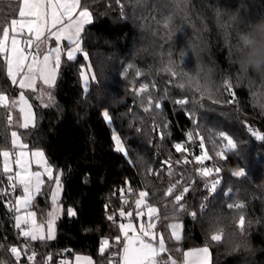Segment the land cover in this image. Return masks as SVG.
<instances>
[{"label":"trees","instance_id":"1","mask_svg":"<svg viewBox=\"0 0 264 264\" xmlns=\"http://www.w3.org/2000/svg\"><path fill=\"white\" fill-rule=\"evenodd\" d=\"M87 2L94 19L85 26L82 46L90 57L96 80L90 79L85 93L80 72L89 62L84 61L81 54L75 61L64 59L56 84L49 92L51 103L25 92L34 110V127L23 129L8 123L18 89L9 80L6 64L0 57V93L10 101L8 108L0 107V150L11 149L10 132L17 131L29 150H43L55 174L62 170L63 185L60 199L63 213L57 220L54 240L25 241L14 229V213L8 211L6 204L7 201L14 204L18 193L0 196V244L5 245V249L0 250V259H10L9 246L27 243L29 253H36L37 264H58L63 257L70 258L75 253L89 255L98 264H108L109 257L121 250L120 243L113 246L115 234H111L112 245L103 254L99 253L101 240L117 227L107 217H119L121 196H124L128 201L123 205L124 210L133 211V220L137 222L131 198L146 190L148 203L159 210L154 231L164 237L174 259L180 260L186 249L208 246L211 264H264V140L248 130L251 128L264 136V110L258 100L264 93H260L264 85L255 84L250 77V66L259 67L264 61L261 40L264 0H193L190 14L184 18L182 13L176 15L172 25L166 22L167 18L179 12L172 0ZM122 5L126 13L123 16ZM16 11L18 0H0V34L3 24L9 22ZM206 25L212 26V31L205 35H209L213 45V59L219 66L222 81L209 93L213 98L205 92L207 84L191 52H181L186 50V42ZM217 28L221 29L223 37H217ZM170 33L171 39L168 38ZM130 63L144 74L137 77L135 70H129L125 78L123 73ZM88 75L91 77V73ZM130 81H135L136 87L141 83L149 84L153 97L166 94L163 117H155L157 123L162 119L168 121L163 140L152 132L153 117L139 107L140 98L131 91ZM226 83H230L235 96L225 90ZM251 90L256 91L255 101ZM177 99L188 103L181 107L174 103ZM105 108L113 117L112 125H106L101 117ZM129 109L143 117L142 132L135 131L141 121L134 120ZM186 112L196 118L199 128ZM130 122L133 128L128 127ZM209 131L224 132L237 144L236 149L225 150L226 160L215 153L227 142L217 136L210 139ZM113 132L121 136L129 157L115 151ZM188 132H199L205 137L204 151L211 159L204 165L193 159V153L199 155L201 150L198 138L195 146L187 140ZM175 142L188 147L185 155L191 163H183L182 155L173 147ZM2 165L0 157V180L4 181L0 189H5L8 185ZM213 165L222 168L219 176L222 182L215 193H209L205 183L210 179L200 177L197 169ZM241 168L245 176L234 177L232 173ZM150 169L155 174L149 172ZM176 181L179 182L177 189L172 195H166L168 187ZM184 187L189 189L180 202L185 211L177 213L179 205L174 204V198ZM46 192L44 189L42 196H38V205H44ZM201 204H206L203 212ZM229 204L244 207L229 208ZM69 207L76 211L75 217H68ZM192 212L196 213L195 218L190 215ZM240 214L245 217L244 234L237 226ZM173 221L182 222L180 241L171 238L168 225ZM220 228L223 229L221 241H212L211 234ZM247 245L249 249L243 250L242 246ZM233 247H241V251L233 253Z\"/></svg>","mask_w":264,"mask_h":264},{"label":"snow or ice","instance_id":"2","mask_svg":"<svg viewBox=\"0 0 264 264\" xmlns=\"http://www.w3.org/2000/svg\"><path fill=\"white\" fill-rule=\"evenodd\" d=\"M119 2V0H118ZM125 6H121V14L126 15L124 11ZM94 15L90 10V6L87 0H18V11L15 16L6 24L2 26V34H0V57H3L7 66V76L11 79L13 84H17L20 89H28L33 92L37 91V81H42L43 85L52 88L56 84L57 75L61 67V56L66 55L68 61H75L78 54L83 56L84 61L89 62L90 57L82 46V34L85 31V26L93 23ZM47 35V38L54 39L56 46L48 49L47 53L43 55L42 60L39 56V46L37 45L35 53L30 50L33 48L34 43L41 42L42 38ZM67 41V48L63 47L62 42ZM129 70H135L136 76L139 77L144 73L135 68L133 64H128L124 70L123 75L127 77ZM88 73H91L89 77ZM83 80V91L88 92L90 79L95 81V72L92 68V64L89 62L86 65V69H82L80 72ZM19 79L17 80V78ZM131 85V91L136 97H139V107L143 113L150 114L153 117L152 132L160 139L165 138V129L168 128V121L162 119L157 123L155 117L157 115L163 117V102L167 98L166 94L153 97L150 91V86L147 83H141L139 87L135 86V81L129 82ZM169 83L174 87L171 79ZM154 87V85H153ZM232 86L230 83L225 84V90L229 91V94L235 96V92L231 91ZM49 99L51 94L49 93ZM175 104L181 107L187 105L188 101L185 99H177ZM19 105V112L21 113L22 122L19 124L20 128L28 129L30 126H35V117L32 111V105L28 102V99L21 91L19 98L16 101H12V105ZM0 107L8 108V97L0 93ZM47 107V105H45ZM134 120H140L141 126L136 127L137 133L142 132L143 129V117L138 112L132 111ZM126 115V114H125ZM186 116L191 118L192 123L196 124L199 128L196 118L190 112H186ZM102 119L106 122V125H112L113 117L108 109H103L101 112ZM8 123H12L11 115L8 116ZM129 128H133L132 122L128 125ZM258 139L264 140V136L259 135L251 128L248 129ZM209 138L217 136L220 141H226L216 151V156L222 160H226L225 150L236 149L237 144L233 139L224 132L212 133L208 132ZM11 144L14 152L9 150H0V157L3 158L2 174L6 177L8 188L0 189V196H9L11 193H15L17 188L20 189V194L15 196V203L7 201V208L10 213H14V227L18 230L19 236L23 237L25 241H44L54 240L56 238L55 225L57 220L61 218V205L59 204L58 197L63 191V185L61 181L62 170L57 172L54 176V167L50 165L45 157L43 150L28 151V145L23 143L17 131L11 132ZM197 138L199 140L198 147L201 150L199 155L193 153L194 161L199 165H204L205 161L211 159L205 150V137L200 135L199 132H188L187 140L191 142L193 146L197 144ZM112 139L115 142V151L121 153L125 157H129V151L125 147L124 141L121 136L113 132ZM214 148L216 147L215 141H213ZM175 151L180 153L183 157V163L189 164L191 161L185 153L189 152L188 147L182 142H175L173 145ZM15 157L14 162L17 170L13 172L12 159ZM129 163L132 161L129 159ZM165 163H170L166 161ZM180 163V161H177ZM35 164L38 170H31V165ZM149 172L154 171L150 169ZM200 177L211 178L205 183V188L209 193H215L218 186L221 184L219 178L222 168L218 166H202L197 169ZM171 174V170L169 171ZM215 174V175H214ZM234 177H244L245 170L241 168L240 171H234L232 173ZM44 177H47L49 181H54V187L51 191V202L53 205V211L48 213V219L45 223H37L36 214L29 209L32 207L35 197L41 193L44 185ZM0 180V183H3ZM10 189V191H9ZM124 189H121L123 191ZM175 190L174 185L168 187L166 195H172ZM188 187H184L183 191L176 195L174 201L176 205H179L178 212L185 211V206L180 203L183 199L184 193L188 192ZM131 193V189H128ZM228 193H225L227 195ZM149 192L140 191L138 198L135 200V218L140 221L138 227L133 222V211H125L123 205L128 201L124 196H121L122 206L118 212V215L122 222L119 223V231L121 235L116 236L114 239L117 243H121L123 240L122 250L118 253H114L109 257V264H176L175 259L166 247L165 239L160 236L157 239V234L154 231L155 223L153 219H159V210L156 206L148 203ZM107 207V206H106ZM229 208L241 209L243 204H229ZM206 209V204H201V212ZM68 217L72 218L77 215L76 211L69 207L67 209ZM190 215L195 218L196 213L192 212ZM147 217V223L143 221V217ZM108 220L113 221L115 218L113 215L107 217ZM127 221V222H123ZM237 226L242 234L245 231V217L243 214L239 215ZM46 227V233H45ZM171 238L179 241L182 238L183 225L181 223H174L170 225ZM223 236V229L220 228L214 231L210 239L215 242L221 241ZM156 241V243H153ZM110 247L107 239L102 241L100 247V253L103 254ZM5 249L4 244H0V250ZM7 253L10 259H0V264H24L26 260L28 264H34L36 253L33 251L29 255V245L27 243L17 246L12 245L7 248ZM167 255L164 259L163 256ZM192 251L184 253L185 264H189L188 258L193 256ZM195 255L198 257L200 264H210V249L208 246H204L195 250ZM118 257V258H117ZM76 264H81V257L77 256ZM49 262L51 257L48 258ZM59 264H69V261L64 259ZM85 264H93L91 259H86Z\"/></svg>","mask_w":264,"mask_h":264},{"label":"clouds","instance_id":"3","mask_svg":"<svg viewBox=\"0 0 264 264\" xmlns=\"http://www.w3.org/2000/svg\"><path fill=\"white\" fill-rule=\"evenodd\" d=\"M147 3V0H145ZM179 9L178 13L170 14L167 18V23L169 25L174 24L176 15L183 14L182 18L187 17L190 12V7L193 4V0H172ZM212 31V26L206 25L202 32L198 31L197 34L188 41V48L191 52V58L195 60L198 64L200 73H202V79L205 80L209 92L215 91L217 86L222 83L220 80L219 66L213 59V45L209 39V35L206 33ZM217 37H223L221 29L217 28ZM172 33L169 34L168 38L171 39ZM261 40L264 42V31L261 32ZM171 70V69H170ZM250 77L251 80L257 85H264V61L261 62L259 67L250 66ZM229 82H231V77H228ZM240 86V85H237ZM247 86V85H245ZM248 87V86H247ZM249 88V87H248ZM253 100H257L256 91L251 90ZM259 107L264 110V93L261 94ZM243 250L247 251L249 245L242 246ZM241 247H233L231 252H239Z\"/></svg>","mask_w":264,"mask_h":264},{"label":"rangeland","instance_id":"4","mask_svg":"<svg viewBox=\"0 0 264 264\" xmlns=\"http://www.w3.org/2000/svg\"><path fill=\"white\" fill-rule=\"evenodd\" d=\"M184 42H185V40H184ZM186 44H187V48H186V50H184V51H181V52H187V51H190L189 50V48H188V43L186 42ZM184 45H185V43H184ZM201 85L202 86H204L203 85V83H201ZM205 87V86H204ZM205 92H208V94L209 93H211V92H209V90H205ZM262 92H264V87H261V89H260V93H262ZM210 95V94H209ZM210 98H213V94H211L210 95ZM48 103H51V101H49ZM10 104V103H9ZM12 110H14V106L12 105ZM11 110V114H12V111ZM12 126H15V124H11ZM12 132V131H11ZM11 132H10V135H11ZM12 139V138H11ZM11 143V142H10ZM11 145V149L9 150V151H12V152H14L15 150L13 149V147H12V144H10ZM28 151L30 152V151H33V150H29L28 149ZM46 157V156H45ZM11 159H12V161H13V163H12V168H13V172L15 171V170H17V168H16V165H15V162H14V159H15V157H14V155H13V157H11ZM47 159V158H46ZM2 163H3V158H2ZM49 163V162H48ZM31 170H33V171H36V170H38L37 168H36V165L35 164H32L31 165ZM54 176H55V173H54ZM44 179V185H47L46 186V188H43L44 187V185H43V187H42V190L44 191V189H45V192L47 193V200L44 202V205H38V203H37V198H38V196H42V194L43 193H40L39 195H37L36 197H35V200L33 201V204H32V207L29 209L30 211H33V212H35V214H36V221H37V223L39 224V223H45L46 224V221H47V219H48V213L49 212H52L53 211V205H52V202H51V191H52V189H53V187H54V181H49L48 179H47V177H44L43 178ZM208 179H211V178H208ZM207 179V180H208ZM206 180V179H205ZM208 182V181H207ZM42 190H41V192H42ZM20 194V192L17 194V195H19ZM61 195H62V193H61ZM61 195L58 197V201H59V204H60V199H61ZM138 198V194L136 193L135 195H134V197L133 198H131V200H133L134 201V203H135V200ZM14 203H15V198H14ZM61 205V204H60ZM62 213H63V207H62V205H61V216H62ZM143 219V221H144V219H147V217L145 216V217H143L142 218ZM123 222H127V221H123ZM133 222H134V224H136V225H139V223H140V221H137V222H135V220H133ZM153 222L155 223L156 222V218H154L153 219ZM14 221H13V225H14ZM57 223V222H56ZM145 223H147V220L145 221ZM174 223H181L182 224V222L181 221H173V222H171V223H169V225H168V228H169V231H170V234H171V229H170V225H172V224H174ZM14 229L15 230H17L15 227H14ZM55 229H56V225H55ZM18 231V230H17ZM45 233H46V227H45ZM109 233L110 234H108L106 237H104L102 240H101V244H102V241L103 240H105V239H107L108 241H109V244H110V246L112 245L111 244V242H110V235L111 234H115V236L113 237V246H116V245H118L119 243H117L116 241H115V237L116 236H118V235H121L120 234V231H119V227L117 226V227H113V229L112 230H110L109 231ZM182 233H183V229H182ZM160 236H162L161 234H159V233H157V239L160 237ZM23 238V237H22ZM47 240V239H46ZM175 240V239H174ZM181 240V239H180ZM179 240V241H180ZM175 241H177V240H175ZM122 245H123V240H121V243H120V250H122ZM101 247V246H100ZM109 249V248H108ZM107 249V250H108ZM99 253H100V248H99ZM101 254V253H100ZM77 256H79V257H81L82 259H81V264H85V261H86V259H91L92 260V262H93V264H98L97 263V261L95 260V259H93L91 256H89V255H86V254H80V253H75V254H73L70 258L69 257H63L61 260H64V259H66V260H68L69 261V264H76V257ZM197 260V259H196ZM195 260H192L191 259V261H190V263L189 264H191V262L193 263ZM176 262H177V260H176ZM108 264H109V260H108Z\"/></svg>","mask_w":264,"mask_h":264},{"label":"crops","instance_id":"5","mask_svg":"<svg viewBox=\"0 0 264 264\" xmlns=\"http://www.w3.org/2000/svg\"><path fill=\"white\" fill-rule=\"evenodd\" d=\"M62 44H63V47L66 49L67 46H68L67 45V41L66 40L63 41ZM37 45L39 46V56H40V59L42 60L43 55L47 53L48 49L54 48L56 46V42H55L54 39L47 38V35H46L44 38H42L41 42L34 43L33 48L30 51L31 52H35ZM64 59H67L66 55L62 54L61 61H63ZM6 71H7V66H6ZM18 79H19V77L17 78V80ZM9 80L11 81L10 78H9ZM11 83H12V81H11ZM12 85H13V87L18 89L17 96H16V98H14L13 101L18 100L19 94H20L21 91L24 92L25 96H26L25 92H30V93H33V95L35 97L39 98L40 100L47 101V102L51 101V99H49V92L53 89V87L49 88L48 86L43 85L42 81H39V80L37 81V91H35V92H33L31 90H28V89H20L19 86H18V83L17 84H13L12 83ZM82 85H83V80H82ZM26 98L28 99L27 96H26ZM28 102L31 104L29 99H28ZM8 103H10V101ZM12 111H13L12 112V123L15 124V126H19V124L22 122L21 113L19 112V105L18 104L15 105L14 106V110H12ZM32 111L34 113L33 107H32ZM200 248H202V247L184 250L183 253H182L181 259L177 260L176 264H185L184 253L189 252V251H192L194 253L193 256L188 258L189 263H190V261L192 259V260H195V261L193 263L191 262V264H200V261H199L198 257L195 255V250L200 249ZM175 261H176V259H175ZM210 264H211V256H210Z\"/></svg>","mask_w":264,"mask_h":264},{"label":"built area","instance_id":"6","mask_svg":"<svg viewBox=\"0 0 264 264\" xmlns=\"http://www.w3.org/2000/svg\"><path fill=\"white\" fill-rule=\"evenodd\" d=\"M32 53H35V52H32ZM160 168H161V169L163 168V164L160 165ZM14 172H15V171H14ZM172 185H174V186H175V189H177V187H178V185H179V182H178V181L173 182ZM205 189H206V188H205ZM19 192H20V189L17 188L16 192H15V193H11L10 195H16V194L19 193ZM13 216H14V215H13ZM13 221H14V219H13ZM115 221H116L115 223L112 221L113 226H118L119 223L122 222L121 219H120V217L115 218ZM20 245H22V244L19 243L18 246H20ZM30 254H31V253H29V255H30ZM24 264H28V262L25 260V261H24ZM34 264H37V263L34 262ZM47 264H49V263H47ZM58 264H59V263H58Z\"/></svg>","mask_w":264,"mask_h":264},{"label":"water","instance_id":"7","mask_svg":"<svg viewBox=\"0 0 264 264\" xmlns=\"http://www.w3.org/2000/svg\"><path fill=\"white\" fill-rule=\"evenodd\" d=\"M153 243H156V241H153Z\"/></svg>","mask_w":264,"mask_h":264}]
</instances>
